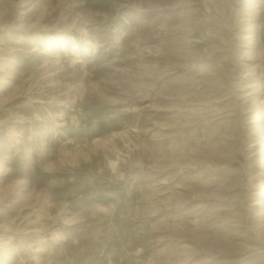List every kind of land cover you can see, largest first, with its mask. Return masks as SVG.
I'll use <instances>...</instances> for the list:
<instances>
[{
	"label": "rangeland",
	"instance_id": "obj_1",
	"mask_svg": "<svg viewBox=\"0 0 264 264\" xmlns=\"http://www.w3.org/2000/svg\"><path fill=\"white\" fill-rule=\"evenodd\" d=\"M0 264H264V0H0Z\"/></svg>",
	"mask_w": 264,
	"mask_h": 264
}]
</instances>
